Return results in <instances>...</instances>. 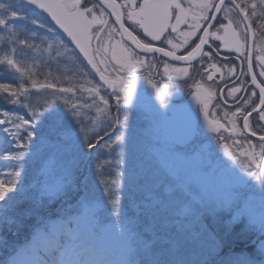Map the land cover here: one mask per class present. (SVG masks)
Wrapping results in <instances>:
<instances>
[{
  "label": "rangeland",
  "instance_id": "obj_1",
  "mask_svg": "<svg viewBox=\"0 0 264 264\" xmlns=\"http://www.w3.org/2000/svg\"><path fill=\"white\" fill-rule=\"evenodd\" d=\"M18 2L0 0L6 5ZM253 2L258 5V15L251 19L262 48L264 29L260 25L264 23V17L259 15V0H243L249 5ZM88 7H93L99 16L101 6L91 4ZM247 11L251 16L252 9L249 7ZM30 15L45 25L39 28L29 24L27 27L31 31L28 32L18 29L19 38L34 45L32 49L18 45L15 54L16 59L33 68L31 79L27 76L23 79L24 86L29 89L30 102L42 106L44 100L64 95L70 102L83 105L92 104L95 98L100 108H106L107 113L115 116L113 112L117 105L114 102L117 100L113 92L104 88L77 51L43 14L34 9ZM101 29L102 24H98L92 34L93 54L101 73L102 57L107 55L111 68L106 72L114 77L121 65L117 60H123L124 56L115 41L108 40V34L102 33ZM0 37L7 38L2 26ZM7 51L5 39H0V55ZM18 77L19 73L9 70L6 64L0 65V83L18 87ZM32 80L37 84L53 83L57 88L75 85L76 90L61 94L50 88H33ZM120 86L118 81L115 90L122 95L118 92ZM90 88L97 89L99 95L108 100V105L102 104L95 93L87 91ZM6 98V93H0V112L9 111L31 119L27 116L28 109L10 105ZM20 99L21 103L28 102L23 96ZM56 103L60 105L64 120L55 130L50 121L37 122L29 148L24 149L25 152L30 150L31 155L21 162L19 190L9 194L14 198L7 204L0 202V208L9 209L8 221L0 222V264H45L43 255L48 254L50 264H82L83 261L121 264L128 258L133 242L126 232L122 234L119 227H113L117 217L112 215V205L107 203L104 181L116 178V173L121 174L115 186L121 218L125 224L134 226L142 239L154 242L158 249L170 248L169 259L174 264H259L264 259L259 251V245L264 241V235L259 232V225L264 221V200H241L234 195L224 184L222 174L217 173L221 168L218 171L210 169L207 164L209 154L184 168V185L190 187L187 196L182 188L179 189V182L166 178L157 160V155L162 153L181 162L184 152H167L164 140L155 134L147 120L139 126L123 121L124 127L116 133H122L123 139L119 142L120 147L113 145L114 150L104 146L108 141V137H104L96 150L81 151L59 134L66 128L79 134V125L63 100ZM120 106L122 111L128 112L133 108L123 101ZM140 107L144 109V106ZM80 112V119L87 125H91L92 118L101 126L106 120V114L98 113L95 107H81ZM5 126L11 127L0 125V128ZM5 136L0 132V150H16L5 142ZM107 161L111 163H103L102 168H97L99 163ZM14 166L15 162L0 159V173ZM203 182L208 186L204 191L201 190ZM61 183L67 188L66 194L49 199L46 192ZM236 205L247 220L231 222L229 207L235 211ZM209 206L216 208L215 214L207 210ZM249 223L254 227H249ZM244 232L250 233L252 241L233 246V237ZM214 240L220 242L219 247L214 246Z\"/></svg>",
  "mask_w": 264,
  "mask_h": 264
},
{
  "label": "flooded vegetation",
  "instance_id": "obj_2",
  "mask_svg": "<svg viewBox=\"0 0 264 264\" xmlns=\"http://www.w3.org/2000/svg\"><path fill=\"white\" fill-rule=\"evenodd\" d=\"M175 1L180 5V8H176V3H172V7L169 9L171 14L167 20L168 27L165 28V32L159 40H153L150 35L149 37L144 36L143 29L138 22L140 18L133 17L130 19L128 17V12L132 10L138 12L140 5L144 4L145 0H131L133 6L128 0H115V4L121 6L117 11L121 13V21L124 26L141 42L150 43L153 47H162L166 51H171L173 50L172 45L167 43V40L171 39L173 44L182 45L174 49L176 55H186L187 51H191L195 43L199 42V36L203 35L202 29L208 25L211 16L208 17V20L201 19L199 21L200 28L196 30L197 34L190 37L188 43L184 44L182 33L192 30L191 25L195 24L197 22L196 18L202 15L201 4L204 0ZM219 1L208 0L209 3L213 4ZM147 2L152 4L170 3L171 1L147 0ZM238 2L240 1L238 0ZM82 4L85 7L91 4L101 6L105 13L103 19L107 21L106 24H102V33L108 34V40L110 38V40L115 41V46L124 57V49H128L133 57L143 60V63L137 65L131 72V75L136 77L135 89L132 92L131 101L127 105H132L134 109L136 107V110L132 108L129 112L122 111L123 108L120 106L113 112L115 116H118L122 123L128 120L129 124L132 123L131 126H139L141 123H146L147 120L149 125L153 126L155 134L158 137L161 136L162 139V121L165 118L167 120L176 119L179 122L175 126L176 130H174L177 133L184 134L187 131L193 134L191 140L182 147L163 139V145L167 148V152L172 150L184 152L181 156L183 158L181 162L171 158L170 155L163 154L178 169V179L175 181L179 182V189L182 188L187 196L190 194V189H188L190 187L188 186L187 188L185 186L186 182L183 175L186 170L184 168L200 162L204 159V154H209L210 159L207 164L210 165V169L213 171L217 169L218 171V168H221L217 173L222 174L224 184L234 195L241 200H264L259 184L251 182L245 184L236 179L238 176L244 175L241 162L247 157L242 155V153L250 152L252 145L256 146V161L264 165V156H261L259 148L261 143L259 136L264 135V121L259 118L260 108H257V111L249 117L251 130L257 133L255 136L244 129L243 116L241 112H237L239 107L246 114L251 112L253 107L259 105V88L257 84L264 83V76L260 74L264 70V63L257 59L259 56H264V47L260 48L259 33L256 31L252 19L249 21L253 32L251 43L250 33L246 32L247 27L243 19L230 3H225L217 20L209 30L208 43L202 48V53L210 51L212 53L211 56H203L201 54L191 61L182 62L172 57L164 56L163 53H139L123 39L118 29L116 17L112 15L110 7L104 4L101 5L93 0H82ZM225 7L234 10L225 12L223 10ZM181 9H183L182 13ZM214 9L203 10V12L211 13ZM177 13L185 15V21H182L176 31L173 32L171 25L176 24ZM135 19L138 21H135ZM229 20L232 21L230 40H228L226 29L220 27L221 24H228ZM113 29L115 31H112ZM211 33H216V36H219L220 39H217ZM237 39L241 46L240 51L236 50L235 41ZM103 56L102 73L109 80L115 81L114 91L119 81L118 78L128 75V72L127 70L120 72V65L115 73L116 75L113 77L106 72L111 68L109 65L110 60L107 55L103 54ZM165 64L168 65L167 73H165ZM211 64H215L216 68H211ZM183 68L188 69L187 74L175 71V69ZM209 75L212 76V79L208 78ZM253 76L256 77V84L252 82ZM146 78L151 79L158 86H167L163 103H161ZM197 83H199L200 87L196 86ZM234 87L240 90L229 95V91ZM197 97H199V100ZM245 100H249V103L244 104ZM122 101L123 99H121L120 104ZM204 102L207 103L206 108H204ZM114 103L117 105V102ZM140 106H144V109ZM205 112L207 113V119L205 118ZM233 113H236L235 116L232 115ZM208 121H216L217 123L214 124H219L221 127L214 132L208 131L206 129V122ZM172 125L175 124L173 123ZM189 127L191 128L188 129ZM225 144L228 146L227 149L224 147ZM229 150L237 159L233 160L229 157ZM196 153L198 154V160L193 161ZM166 178L169 179L170 177L167 176ZM244 179L248 180L247 177H244ZM204 187L208 188L207 184L203 182L201 190ZM249 237L250 233H239L233 237V244L240 245L239 243H241L242 239H245L244 241L247 243Z\"/></svg>",
  "mask_w": 264,
  "mask_h": 264
},
{
  "label": "snow or ice",
  "instance_id": "obj_3",
  "mask_svg": "<svg viewBox=\"0 0 264 264\" xmlns=\"http://www.w3.org/2000/svg\"><path fill=\"white\" fill-rule=\"evenodd\" d=\"M102 4H107L108 7L112 9V15L116 17V22L120 24V28L128 35V37L133 41V43L140 49L145 52H157L163 53L164 56L172 57L175 60L179 61H191L199 55L211 56V52H203L202 46L208 43L209 36V27H204L202 29L203 35L199 36V42L195 43V46L191 48V51H187L186 55H176L174 49L181 47L182 45L173 44L171 39L167 40V43L172 45L173 50L166 51L162 47H153L150 43H143L136 36L132 34L121 22V13L117 11L120 5L115 4V0H101ZM174 2V0H173ZM224 0H220L219 3H209L208 0H204L201 4L202 15L196 18V23L191 25L192 30L182 33L183 43L187 44L189 38L197 34L196 30L200 28L199 21L201 19L208 20V17L211 16L212 19H216V13L203 12V10L215 8L217 12L221 11ZM231 4L235 6V9H239L240 14L243 15L244 21H250L252 17H256L257 13V3L253 2L250 5L247 3L238 2V0H231ZM35 8L42 9L51 15L52 19L64 29L65 32L72 38V40L80 48V51L84 53L85 57L89 59V63L93 65V68L99 72L96 64L93 62V59L89 57V51L85 48L82 43V39L87 37L89 29L93 24H106L107 21L103 19L105 13L101 9L99 16L94 12L93 7H85L82 4V0H19L18 3H12L6 5L5 3H0V26H2L7 32V38L0 37V39H5V46L9 48V51L4 52L3 55H0V65L6 64L9 70H14L16 73H19L18 79L20 84L18 87H13L8 83H0V93H6L7 98L6 102L13 106H20L21 108L28 109L27 116L31 119L25 118L18 114L10 113L9 111L0 112V116H3V119H0V125H10L11 127L5 126L0 128V132L6 134L5 142L10 144L12 149L3 151L0 150V159L6 161L15 162V166L8 171L0 173V176L6 178H0V202L7 204L14 197L9 194L15 193L18 191V183L20 182V177L22 175V163L25 161L26 156L31 155V151L25 152L24 149L29 148V142L32 141V138L35 134V128L38 127V121H50L52 128H55L61 125L64 120V114L60 111V105L56 103L57 100H63L64 106L69 109L72 116L75 118V122L79 125V134L73 132L72 129L66 128L63 132L59 133L63 136L68 143L73 144L81 151L87 149L88 151H94L99 146L101 141H104V137H108V141L105 142L104 146L107 149H113V145L120 147L119 142L123 139V134L117 135L116 133L124 127L123 123L119 120L118 116H112L110 113H107L106 108H100L96 99L93 98L92 104L85 103L80 105L78 103H72L69 99L65 98L64 95L56 96L54 95L52 100H44L42 106L33 105L30 102L28 93L29 89L24 86L23 79L27 76L31 79L33 74V68L31 65L24 64L22 60L15 58L17 52V46L22 45L26 48L32 49L34 45L28 43L27 39H20L18 34V29H23L25 32L31 31L27 26L29 24L35 25L39 28L45 27L38 19L31 18V13L34 12ZM172 7V2L170 3H152L149 4L147 0L145 3L140 5L139 11H129L128 17L131 19L133 17H138L140 26L144 28V31L152 37L153 40H159L161 35L164 33L166 27H168L167 20L169 15V9ZM176 8H180L179 4L175 5ZM251 8V16H249L247 9ZM259 8L261 17H264V0H259ZM225 12L232 11L234 9H229L225 7L223 9ZM183 9H181V13ZM181 13L176 14V24L171 25L172 31L175 32L177 26L182 22ZM89 15L91 18L89 19ZM11 22V23H10ZM239 23V22H238ZM71 25V26H70ZM232 26V21L229 20L228 24H221L220 27L224 29H230ZM261 29H264V23L260 25ZM102 30V29H101ZM112 31H115L113 29ZM246 32H252L251 24H248ZM211 35L216 36V33H211ZM235 35V33H233ZM217 39H220L219 36H216ZM236 50L240 51V43L237 39ZM51 47V46H49ZM125 57L123 60H117V63L121 64L119 69L120 72L127 70L128 75L119 77L121 86L118 89V92L122 95L117 94L114 89L113 95L117 100V108L120 107L121 99L123 103L127 104L131 101L132 92L135 89V76L131 75L132 70L137 66L143 63V60L138 57H133L132 53L128 49H124ZM113 58L116 59L115 53ZM262 63H264V56L257 57ZM211 68H216L215 64L210 65ZM165 73L168 71V65H164ZM177 72H183L187 74L188 69H175ZM261 76H264V70L261 71ZM100 78L106 84L113 86L115 81L109 80L104 73H100ZM209 79H212V76L209 75ZM148 79V78H146ZM252 82L256 84V77L253 76ZM148 83L153 87L156 92L157 97L160 99L161 103L164 101V94L167 91V86H158L151 79H148ZM33 88H50L54 89L55 92L61 94L74 93L76 86L70 87H59L53 83H41L37 84L35 80H32ZM200 87L199 83L196 85ZM259 88V105L252 108L251 112L246 114L238 107L237 112H241L244 120V129L251 132V135L255 136L257 133L251 130L249 124V117L252 113L257 111V108H260L259 118L261 121H264V83L257 84ZM82 90H84L82 88ZM239 88H232L229 91V95H232L235 92H238ZM90 93H95L99 97V100L105 106L108 105V100L104 96L99 95V92L95 88L87 89ZM255 95V93H253ZM23 96L27 103H21L20 97ZM199 100V97H197ZM250 99V98H249ZM249 100H245L244 104H248ZM92 108L95 107L98 113H105L106 120L104 124L98 125L97 120L92 118L91 125H87L80 119L81 112L80 108ZM207 107V103L204 102V108ZM236 113L232 115L235 116ZM14 115V118H13ZM205 118L207 119V113L205 112ZM209 124L217 123L216 121H208ZM216 129L214 128L213 131ZM23 131V135H22ZM103 133L101 135L100 133ZM82 135V140H81ZM112 136H115V139H112ZM10 138V139H9ZM43 139V138H42ZM261 141L259 148L261 156H264V135L259 136ZM249 143H251L249 141ZM224 147L227 149L228 146L225 144ZM255 145H252V150L250 152L242 153L247 159L241 162L242 170L244 175L238 176L237 179L241 183H256L260 185V192L264 195V165L259 164L256 161V152ZM229 157L233 160L237 159L234 154L229 150ZM103 163H111V161L101 162L97 165V168L100 169L103 167ZM120 173H116V178L104 181L106 188V195L108 197L107 203L112 205V215L116 216L117 219L113 222V227H119L121 233H127L129 238L133 242L132 248L129 250L128 258L121 261V264H174L172 260L169 259L171 255V249L157 248L154 242L148 241L141 238V234L136 230L132 225L125 224L124 220L121 218L120 213V201L116 196L115 186L118 184V177ZM244 177H247L248 180H245ZM163 186H161L162 188ZM67 188L65 184L61 183L56 186L52 191L46 192V195L49 199H52L61 194H66ZM211 214L216 213V208L209 206L207 209ZM229 211L232 213V223H239L241 221L247 220L245 213L242 212L239 208V205L235 206V211H232V207H229ZM8 208H0V222L8 221ZM249 227H254L251 223ZM46 227V226H45ZM259 232L261 235H264V221L259 225ZM214 246L219 247L220 242L214 240ZM259 251L264 255V241H261L259 245ZM82 264H96L94 261H83ZM259 264H264V259H262Z\"/></svg>",
  "mask_w": 264,
  "mask_h": 264
},
{
  "label": "water",
  "instance_id": "obj_4",
  "mask_svg": "<svg viewBox=\"0 0 264 264\" xmlns=\"http://www.w3.org/2000/svg\"><path fill=\"white\" fill-rule=\"evenodd\" d=\"M93 1H96L98 3H100L102 5V2L101 0H93ZM130 3H131V0H128ZM158 1V0H157ZM160 1H164V0H160ZM168 1V0H167ZM171 1L172 3H176V1L174 0H169ZM220 2V1H219ZM218 2V3H219ZM225 3H230L231 4V0H224V4ZM177 4V3H176ZM223 4V5H224ZM108 7L107 4H104ZM131 5L133 6V4L131 3ZM222 5V6H223ZM232 5V4H231ZM234 8L235 6L232 5ZM33 9L39 11L41 14L45 15L47 17V19L51 22V24L56 28L57 31H59L63 37L69 42V44L77 51V53L80 55V57L83 59V61L86 63V65L88 66V68L93 72V74L96 76L97 80L99 82H101L106 88H108L110 91H113V88H114V85L113 86H110L108 84H106L103 80H101L100 78V70L99 72L96 70V68H93V65L89 63V59L85 57L84 53L80 51V48L77 46V44L72 40V38L68 35L67 32L64 31L63 28H61L56 22L55 20L52 19L51 15H49L48 12L42 10V9H38V8H35V6H31ZM236 11L238 12V14L240 15V17L243 19L244 21V18H243V15L240 14L239 12V9H236ZM216 13V17L218 18V15L220 13L216 11V9H214V11ZM216 19H210L208 25L206 27H209V30L210 28L213 26V24L215 23V21L217 20ZM134 21V20H133ZM135 21H138L135 19ZM182 21H185V15L183 16L182 15ZM122 22V21H121ZM139 22V21H138ZM246 27H248V24L249 22L248 21H244ZM168 24V23H167ZM118 25V29L123 37V39L125 40V42L130 45L133 49H135L136 51H138L139 53H142V54H146V53H151V52H145L144 50L138 48L134 43L133 41L128 37V35L120 28V24L117 23ZM71 26V25H70ZM179 26V25H178ZM177 26V27H178ZM96 28V24H93L92 27L89 29L88 31V34H87V37L86 38H83L82 39V43L84 44L85 48L88 49L89 51V57L93 59V62L96 64L97 66V63L95 61V58H94V55H93V48H92V32L93 30ZM143 29V32H144V36L145 37H149V35L144 31V28ZM165 32V30H164ZM231 28L230 29H227L226 30V33H227V36H228V40H230V33H231ZM250 33V41L252 43V40H253V33L252 32H249ZM204 47V45L202 46V48ZM252 47V46H251ZM250 47V49H251ZM184 62V61H182ZM98 68V66H97ZM175 124V125H172V124ZM179 124V122L174 119H170V120H167L166 118L162 121V133H163V139L167 142H170V143H173V144H177L179 145L180 147L186 145L192 138L193 134L189 133L186 131V133L184 134H180V133H177L175 129V126H177ZM170 126V128H169ZM221 127V125L219 124H209V122H206V129H208V131H211V132H214L213 129L215 128L217 131V129ZM191 127H189L188 129H190ZM225 157H227V155H225ZM157 160H158V164L160 166V168L165 172V174L170 177V178H173L174 180H177L178 179V169L175 168L167 159V157H165L164 155L162 154H158L157 155ZM198 160V154L196 153L193 157V161H197ZM237 179V178H236ZM236 182V181H235ZM237 183V182H236ZM204 189H206L204 187Z\"/></svg>",
  "mask_w": 264,
  "mask_h": 264
},
{
  "label": "trees",
  "instance_id": "obj_5",
  "mask_svg": "<svg viewBox=\"0 0 264 264\" xmlns=\"http://www.w3.org/2000/svg\"><path fill=\"white\" fill-rule=\"evenodd\" d=\"M251 235H250V237L247 239L248 240V242L250 241V239H251ZM245 239H242V241H241V243H239L240 245H242L243 246V244L245 243V241H244ZM233 246H235V245H233ZM241 247V246H240ZM250 249V247L248 248V250ZM49 258H50V255L48 254V255H43V259H44V261H45V264H50V260H49ZM57 260V259H56Z\"/></svg>",
  "mask_w": 264,
  "mask_h": 264
},
{
  "label": "bare ground",
  "instance_id": "obj_6",
  "mask_svg": "<svg viewBox=\"0 0 264 264\" xmlns=\"http://www.w3.org/2000/svg\"><path fill=\"white\" fill-rule=\"evenodd\" d=\"M112 11V9H110Z\"/></svg>",
  "mask_w": 264,
  "mask_h": 264
}]
</instances>
